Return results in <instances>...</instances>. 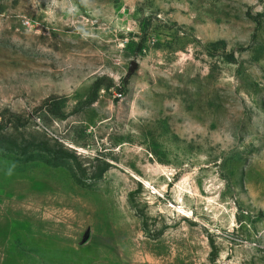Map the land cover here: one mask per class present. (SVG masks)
I'll return each mask as SVG.
<instances>
[{"label": "rangeland", "instance_id": "374dc122", "mask_svg": "<svg viewBox=\"0 0 264 264\" xmlns=\"http://www.w3.org/2000/svg\"><path fill=\"white\" fill-rule=\"evenodd\" d=\"M0 264H264V0H0Z\"/></svg>", "mask_w": 264, "mask_h": 264}]
</instances>
